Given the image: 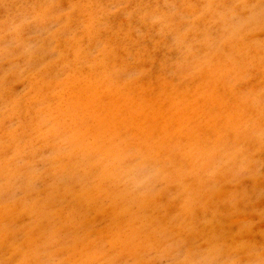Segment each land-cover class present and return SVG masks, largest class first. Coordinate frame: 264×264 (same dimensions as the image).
Instances as JSON below:
<instances>
[{"label":"rangeland","instance_id":"obj_1","mask_svg":"<svg viewBox=\"0 0 264 264\" xmlns=\"http://www.w3.org/2000/svg\"><path fill=\"white\" fill-rule=\"evenodd\" d=\"M0 264H264V0H0Z\"/></svg>","mask_w":264,"mask_h":264}]
</instances>
